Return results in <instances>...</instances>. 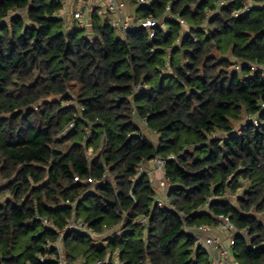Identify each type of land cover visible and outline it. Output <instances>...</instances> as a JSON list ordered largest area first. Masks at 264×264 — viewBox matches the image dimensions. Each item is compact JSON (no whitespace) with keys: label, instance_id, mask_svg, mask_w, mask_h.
<instances>
[{"label":"trees","instance_id":"1","mask_svg":"<svg viewBox=\"0 0 264 264\" xmlns=\"http://www.w3.org/2000/svg\"><path fill=\"white\" fill-rule=\"evenodd\" d=\"M123 1L159 19L153 38L98 9L71 28L54 0H0V264H56L40 256L73 219L100 234L66 232L73 261L213 264L193 230L221 215L248 231L236 264H264V79L249 67L264 65V8ZM156 156L164 207L138 171Z\"/></svg>","mask_w":264,"mask_h":264},{"label":"built area","instance_id":"2","mask_svg":"<svg viewBox=\"0 0 264 264\" xmlns=\"http://www.w3.org/2000/svg\"><path fill=\"white\" fill-rule=\"evenodd\" d=\"M54 1L61 3L62 7L57 14L65 22L68 18L72 17L80 28L85 29L88 26L87 15L95 9H98L99 15L107 19L109 25L123 37H125L130 30L135 29L137 26H141L143 28H147L149 30L150 38H153L155 36V28L160 22L159 19L152 16L144 19H138L134 14H127L126 8L128 2L123 0H104V7H101L100 5L97 7L89 0H85V3L81 7L89 8L88 13H85L81 7L76 11L72 10L73 3H77L78 0ZM233 1L234 0H220L219 5H226ZM139 3L146 4L149 3V0H139ZM257 6L264 8V0H243L242 7L233 12V17H238L244 13L250 12ZM167 10L170 11V6L167 7ZM167 17L170 19L172 18L170 14L167 15ZM179 23L185 27H188L187 22L184 19H180ZM249 67L252 74L260 73L261 77L264 79V65L252 63L249 64ZM236 68L238 69L239 65H237ZM262 105L264 106V104ZM88 154L91 157L92 149L88 150ZM153 162L155 163L156 169L159 173V179L157 182L158 189L155 195V202L160 207H164L169 204L170 187V181L165 171L166 160L156 156L153 159ZM138 171L143 172L141 167L138 168ZM75 180H79L78 177H76ZM89 182H95V180L89 179ZM158 190H160V192ZM220 218L225 223L224 227L219 225L200 226L196 230H193V233L196 237V244L203 245L207 248L213 264H236L232 256V248L235 245V239L238 233H243L246 235L248 231H238L230 222L229 218L223 217L222 215ZM35 219L42 220L44 224L52 226V223H50L46 218H41L40 216L36 215ZM137 221L141 224H145L146 218L141 217ZM105 229L106 230H104V232L112 230V228ZM72 230H82L90 233L95 237V244L98 243L100 239V234L87 227L82 220L73 219L62 231H60L61 237L58 240L54 242H48V246L53 247V252L40 256V260L42 262L54 261L56 264H86L82 260L73 261L66 251V247L62 241V236L66 232ZM187 230L189 229L187 228ZM226 232L229 234L225 241L223 234ZM112 257L114 258V264H121L119 262L118 252L113 253ZM106 262H108V258L98 260L95 264H105Z\"/></svg>","mask_w":264,"mask_h":264},{"label":"crops","instance_id":"3","mask_svg":"<svg viewBox=\"0 0 264 264\" xmlns=\"http://www.w3.org/2000/svg\"><path fill=\"white\" fill-rule=\"evenodd\" d=\"M80 1L81 0H78V2L77 3H73V5H72V10L73 11H76V10H78L79 8L77 7V8H75V10L73 9L76 5H78L79 3H80ZM91 2H93V4L95 5V6H101V7H103V5H104V0H90ZM82 8V7H81ZM126 13L127 14H134L133 13V6L132 5H130L129 3H127V8H126ZM72 22H74L75 24H76V21L71 17L70 19L68 18L67 19V21H66V23L68 24V25H71L72 24ZM151 135H152V137H154V138H156L155 137V135L154 134H152L151 133ZM141 169L143 170V172H146V173H148V175H149V177H150V179H151V181H152V185H153V187L156 189V192H157V182H158V179H159V173H158V171H157V169H156V165H155V163L153 162V160L152 161H149V162H146V163H144L143 165H141ZM159 192H160V190H158ZM224 221L222 220V222H220L218 225L219 226H221V227H224ZM228 232H226L225 234H223V238H225L224 240L226 241V239H227V236H228Z\"/></svg>","mask_w":264,"mask_h":264},{"label":"rangeland","instance_id":"4","mask_svg":"<svg viewBox=\"0 0 264 264\" xmlns=\"http://www.w3.org/2000/svg\"><path fill=\"white\" fill-rule=\"evenodd\" d=\"M90 1V0H89ZM91 2V1H90ZM85 3V0H81L80 1V3L78 4V5H76L73 9L75 10V8H79L82 4H84ZM93 3V2H92ZM83 9V11L85 12V13H88L89 12V8H87V7H83L82 8ZM70 19V18H69ZM71 28H76V24L74 23V22H72V24H71ZM87 33V32H86Z\"/></svg>","mask_w":264,"mask_h":264}]
</instances>
